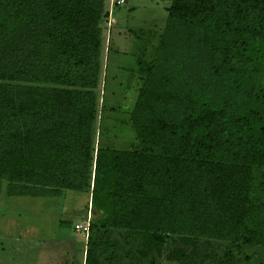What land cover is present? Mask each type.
Returning a JSON list of instances; mask_svg holds the SVG:
<instances>
[{
  "label": "trees",
  "instance_id": "1",
  "mask_svg": "<svg viewBox=\"0 0 264 264\" xmlns=\"http://www.w3.org/2000/svg\"><path fill=\"white\" fill-rule=\"evenodd\" d=\"M161 1L115 149L95 143L106 0H0V194L87 193L84 264H242L264 247V0Z\"/></svg>",
  "mask_w": 264,
  "mask_h": 264
},
{
  "label": "rangeland",
  "instance_id": "2",
  "mask_svg": "<svg viewBox=\"0 0 264 264\" xmlns=\"http://www.w3.org/2000/svg\"><path fill=\"white\" fill-rule=\"evenodd\" d=\"M111 26L103 27L100 85L106 112L100 117L98 146L127 149L134 139L126 118L124 88L137 58L147 59L157 45L167 19L169 2L134 0L113 6L106 0ZM102 104L100 100V105ZM117 108L115 113L107 112ZM115 117L119 121L115 122ZM89 195L65 191L61 197H7L0 194V264H84L87 237L76 230L85 223ZM211 245V244H210ZM242 264H264V247L246 248ZM208 264V261L205 262ZM161 264H179L162 259Z\"/></svg>",
  "mask_w": 264,
  "mask_h": 264
},
{
  "label": "built area",
  "instance_id": "3",
  "mask_svg": "<svg viewBox=\"0 0 264 264\" xmlns=\"http://www.w3.org/2000/svg\"><path fill=\"white\" fill-rule=\"evenodd\" d=\"M109 1H110V4H112V5L123 6V5H127V4H129L131 2H133L134 0H109ZM76 230L82 232L83 235L85 237H87L88 236V232H89V223H88V221L85 222L82 225H77L76 226Z\"/></svg>",
  "mask_w": 264,
  "mask_h": 264
},
{
  "label": "water",
  "instance_id": "4",
  "mask_svg": "<svg viewBox=\"0 0 264 264\" xmlns=\"http://www.w3.org/2000/svg\"><path fill=\"white\" fill-rule=\"evenodd\" d=\"M90 215H91V212H90V208L87 209V211L85 212V216H84V219H85V222H87L90 218Z\"/></svg>",
  "mask_w": 264,
  "mask_h": 264
},
{
  "label": "crops",
  "instance_id": "5",
  "mask_svg": "<svg viewBox=\"0 0 264 264\" xmlns=\"http://www.w3.org/2000/svg\"><path fill=\"white\" fill-rule=\"evenodd\" d=\"M87 211V210H86ZM84 216H85V214H84ZM84 221H85V219H84ZM80 225V224H79Z\"/></svg>",
  "mask_w": 264,
  "mask_h": 264
}]
</instances>
